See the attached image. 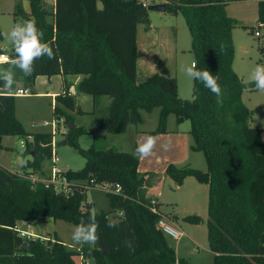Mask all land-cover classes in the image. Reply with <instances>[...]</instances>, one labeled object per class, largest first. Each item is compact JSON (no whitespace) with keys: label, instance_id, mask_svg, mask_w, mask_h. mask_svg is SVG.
Listing matches in <instances>:
<instances>
[{"label":"trees","instance_id":"16d2710c","mask_svg":"<svg viewBox=\"0 0 264 264\" xmlns=\"http://www.w3.org/2000/svg\"><path fill=\"white\" fill-rule=\"evenodd\" d=\"M227 2H166L167 11L182 13L186 20L196 68L216 78L221 88L222 102L218 103V97L196 79L191 100L179 97L175 77L154 73L138 80V25L144 24L148 31L151 20L148 9L137 0H55L51 6L47 0H30L27 15L43 33L42 42L52 47L55 59H37L29 78L64 76L66 89L55 98L54 115L63 119L67 142L78 148L86 164L80 170L67 171L72 189L69 195L33 188L19 173L0 166V264H80L81 255L93 264H191L177 256L157 225L162 213L154 211L145 196L154 174L140 173L137 145L133 152L79 146V136L87 130L75 124L72 112L84 111L76 97L69 95L68 75L83 76L77 92L91 95L95 105L101 97L109 96L107 112L95 122L108 133L126 132L130 124L143 122L142 111L157 107L161 109L159 123L149 132L152 136L167 131L172 113L178 123L189 120L193 149L203 152L207 170L169 164L167 174L178 184L194 176L209 186L207 229L214 264H264L263 129L250 125L252 112L242 99L245 89L254 84L244 82L233 67L236 21L226 12ZM17 6V13L23 12L22 3ZM258 20L264 26V0L258 3ZM11 55L16 58L14 49ZM15 97L0 94V150L5 136L20 135L25 140V153H33L23 166L24 173L43 171L51 158L53 134L28 133L16 117ZM71 122L73 129H69ZM102 183L121 185V193H108L112 208L120 214L113 218L110 212L95 213V244L70 249L57 235L28 238L16 229L19 221L42 218L75 226L87 222L92 211L90 204H84L86 191ZM120 202H124L123 207ZM184 220L202 222L197 215ZM108 221H114L115 227H108Z\"/></svg>","mask_w":264,"mask_h":264},{"label":"rangeland","instance_id":"374dc122","mask_svg":"<svg viewBox=\"0 0 264 264\" xmlns=\"http://www.w3.org/2000/svg\"><path fill=\"white\" fill-rule=\"evenodd\" d=\"M53 1L47 0V4L51 6ZM18 3H22L23 12L17 13ZM157 3L166 2L158 0ZM258 3L259 0H228L226 6L227 14L236 21V26L233 29L235 44L233 67L245 82L251 80V74L257 65H264V26L259 25ZM99 6L102 7V4L100 3ZM28 12H30V0H0V52L7 53L11 58L13 46L5 38V35L15 24L30 21ZM149 16L150 30L146 31L144 24L138 25V43L141 55L137 73L138 80L144 81L154 73L168 77L175 76L178 81L179 97L191 100L194 79L185 74L184 68L193 65L196 58L192 51V37L186 20L182 13L174 15L169 11H149ZM49 20L52 21V18L50 17ZM256 31L260 32L259 36L256 35ZM11 61L0 64V69H11L14 72L15 82L11 88H6L4 82L0 80V94H10L20 88H30L32 95L15 97L16 117L28 133L41 130L51 131L52 127L34 126L36 121H54L56 119L52 98L36 93L45 89H62L65 81L64 76L54 75L51 81L46 76H38L31 80L29 75H25L18 68H13ZM43 80H46L45 84ZM48 83H51L52 86L49 87ZM242 99L252 112L253 121L251 124L264 127V91H259L254 84V86L245 89ZM110 101L109 96H103L95 105L91 95L82 94L81 106H79L84 113H78L77 110L72 112L75 124L83 126L87 130L86 133L79 136V146L83 149L94 146L98 149L115 148L120 151L133 152L136 141L142 143L149 136L154 137L156 144L152 154L142 157L140 160L141 171L143 172L147 168L156 172L150 179L155 181V186L161 190L159 201L162 208L177 216L180 221L178 228L186 233V236L181 240L167 235L168 241L176 250L179 258H184L191 264H214V253L209 247L207 229L209 186L200 183L194 176H188L183 184H178L165 170L168 163H171L174 158H178V162L173 164L177 168L207 170L203 152L193 149L195 141L190 132V121L185 120L178 123L176 115L172 113L168 116L167 131L152 136L149 132L155 130L159 123L161 109L157 107L151 112L142 111V123H132L126 132L112 134L99 129L95 123L97 118L107 112ZM62 128H64L63 124ZM137 131H139L138 137ZM56 137L59 142L67 140L66 137L62 138L60 135H56ZM21 140L23 137L20 135L5 136L2 142L3 147L0 150V166L13 172H19V174L24 172V164L21 165L19 162L32 158L31 155L25 153ZM165 145H169V147L165 149ZM57 152L60 156L58 166L64 170H80L86 164V159L78 148L70 143L57 147ZM46 166H48V162ZM141 174L144 175V173ZM86 203L91 205L92 213L110 212L109 216L113 218L120 213L119 210L112 208L108 192L100 187L87 189L84 204L86 205ZM187 215L200 216L203 222L198 224L186 222L183 217ZM31 225L34 227L33 233L42 235L44 239L57 235L70 249L84 247L85 243H76L72 240V233L76 226L69 222L42 218L31 222Z\"/></svg>","mask_w":264,"mask_h":264},{"label":"clouds","instance_id":"9594fccd","mask_svg":"<svg viewBox=\"0 0 264 264\" xmlns=\"http://www.w3.org/2000/svg\"><path fill=\"white\" fill-rule=\"evenodd\" d=\"M43 33L31 21H25L15 24L10 32L5 35L14 49L16 58L11 61L13 68H18L25 75H31L33 71L34 62L47 56L49 59H55L52 47L42 42ZM185 74L192 79L199 80L208 88L214 95L218 97L217 102L221 103L219 99L221 96V88L217 83L216 78L207 71L197 69L195 65H189L184 68ZM0 80L4 82L6 88H11L14 80V72L11 69H0ZM250 83H254L259 91H264V65H257L252 74ZM156 139L149 136L142 143L138 142L136 154L140 157H147L152 154L155 147ZM165 149L169 145L164 146ZM21 165L26 164V161H20ZM108 227H115L114 221H108ZM72 240L76 243L95 244L97 240V224L95 220V213H90L88 221H82L76 226L72 233Z\"/></svg>","mask_w":264,"mask_h":264},{"label":"built area","instance_id":"2783aa9c","mask_svg":"<svg viewBox=\"0 0 264 264\" xmlns=\"http://www.w3.org/2000/svg\"><path fill=\"white\" fill-rule=\"evenodd\" d=\"M139 4H141L142 7L148 9L151 5L154 4H159L157 3L158 0H137ZM167 2V0H164ZM256 35L259 36L260 32L256 31ZM12 58L5 52L1 51L0 52V64L2 63H7L10 62ZM195 65V63H193ZM4 95H13V96H30L32 95L31 89L30 88H20L16 90V92L13 93H6ZM69 95H71V92L69 90ZM63 124L64 129L61 130V134H64L66 136L68 132V128L65 126L63 119L57 118L54 120L52 125L54 126V129L52 131L53 134V144H52V150H51V158L48 162V167L45 168L43 171H31L27 173H21L20 176L23 179L28 180V182L32 185L33 188H38V187H43L46 189H52L56 193H63L66 195H69L71 193V185L70 181L68 180L67 177V170H64L63 168L58 166V163L60 162V156L58 155L57 152V146H56V141L54 139L55 135L59 133L58 130V125ZM44 125H49V122H44ZM29 139L32 140V137L29 136ZM22 146L26 149V144L25 140H21ZM94 187H100L105 189L108 193H121L122 187L120 184L112 185L109 183H102V184H97ZM90 188V187H89ZM152 209L154 211H158L156 208V205L152 203ZM159 229L166 235L177 239L181 240L184 236H186L185 232L180 229L175 227L167 218L162 216L157 223ZM16 229L20 232L21 236L23 237H28V238H42L44 237L38 235V234H33V233H28L19 227L16 226ZM80 264H93L92 260L89 258H86L85 256L81 255L80 257Z\"/></svg>","mask_w":264,"mask_h":264},{"label":"crops","instance_id":"0c3cea01","mask_svg":"<svg viewBox=\"0 0 264 264\" xmlns=\"http://www.w3.org/2000/svg\"><path fill=\"white\" fill-rule=\"evenodd\" d=\"M55 2V0L53 1V3ZM100 4V3H99ZM100 7V6H99ZM137 43H138V33H137ZM138 52H139V43H138ZM140 59H141V55H140V52H139V58H138V64H137V73H138V68H139V61H140ZM40 76H44V75H40ZM47 77V76H46ZM53 77V76H52ZM52 77H48V79H49V81H51V78ZM63 77V76H62ZM82 77L83 76H81V75H78V76H76V75H68V76H66V80H67V82L69 83V86H70V88H69V90H70V92H71V95H73V96H75L76 97V100H77V105L79 106H81V104H80V101H81V97H82V94H84V93H78L77 92V84H78V82L82 79ZM172 77H175V76H172ZM242 79V78H241ZM243 80V79H242ZM244 81V80H243ZM245 82V81H244ZM43 83L45 84L46 83V80H43ZM49 87H51L52 86V84L51 83H48L47 84ZM62 86V85H61ZM61 88V87H60ZM65 89H66V87H65V85H64V83H63V88L62 89H54V90H51V89H45V90H41V91H39L38 93H36V94H40V95H46V96H48V97H51L52 98V106H53V110H54V104H55V98H56V96L57 95H60V94H63L64 93V91H65ZM33 94V93H32ZM244 101V100H243ZM244 103H245V101H244ZM246 104V103H245ZM246 106L249 108V106L246 104ZM250 109V108H249ZM56 120V119H55ZM253 121V118L252 117H250V120H249V123H250V125L252 126V127H257V128H262L263 129V138H264V127H263V125H252L251 124V122ZM44 122H49V125H44ZM54 121H49V120H40V121H36L35 123H34V126L35 127H38V126H42V127H52V130L51 131H37V132H35V133H39V132H41V133H52V131H53V129H54V126L52 125V123H53ZM78 126V125H77ZM58 130H59V133H57L56 135H60L62 138L64 137H66L64 134H61L60 132H61V130L62 129H64V128H62V124H59L58 125ZM138 133H137V137H138V135H139V131H137ZM56 135H55V137H54V139H55V141H56V146L57 147H59V144H61V145H63L62 144V142L64 141V140H66V139H64V140H62V141H60L59 142V140L57 139V137H56ZM60 145V146H61ZM136 145H138V143H137V141H136V144L134 145V147L136 146ZM142 158V157H141ZM176 162H178V158L176 159V158H174L172 161H171V163H168V165L169 164H175ZM155 164H156V162H155ZM168 165L166 166V169L165 170H167V167H168ZM154 166V165H153ZM48 166H46V168H47ZM10 170V169H9ZM11 171V170H10ZM139 171H140V173H152V174H156V172L155 171H150V170H148L147 168H145L144 169V171L142 172L141 171V163H140V166H139ZM13 172V171H12ZM16 173H19V172H16ZM155 182V181H154ZM153 182V180L151 179V186H150V188H148L146 191H145V196H146V198L147 199H150V201H151V203H153L154 205H156L157 207H158V210L162 213V216H164L165 218H167L173 225H176L177 226V228L178 227H180V221L178 220V218H177V216L176 215H174V214H172V213H170V212H167L166 210H164L163 208H162V205H161V202L159 201V197L161 196V190H159V188H157L156 186H155V183ZM153 183V184H152ZM205 185H207V184H205ZM208 202H209V193H208ZM120 214V213H119ZM188 216V215H187ZM202 218V217H201ZM183 219H184V217H183ZM37 221V220H36ZM185 221V220H184ZM35 222V221H34ZM187 222V221H186ZM202 222H203V219H202ZM17 227H20V228H23L22 230H24V231H26V232H28V233H33V228L34 227H32V225H31V222H26V221H19L18 223H17ZM33 234H36V233H33ZM186 234V233H185ZM42 236V235H41Z\"/></svg>","mask_w":264,"mask_h":264},{"label":"water","instance_id":"95a60500","mask_svg":"<svg viewBox=\"0 0 264 264\" xmlns=\"http://www.w3.org/2000/svg\"><path fill=\"white\" fill-rule=\"evenodd\" d=\"M148 11H159V12H165V11H167V5H166V3L154 4V5H151V6L148 8ZM30 21L32 22V20H30ZM74 127H75V124H74L73 122H71V123H70V127H69V129H73ZM67 143H68L67 140H64V141L62 142L63 145H66ZM60 145H61V144H59V146H60ZM30 155L33 156V153L30 154ZM123 205H124V202H120V203H119V206L123 207ZM99 244H100L101 248L104 250V252H107L106 247H105V245H104V243H103L101 237H99ZM26 245H27V242L24 243V246H26Z\"/></svg>","mask_w":264,"mask_h":264}]
</instances>
